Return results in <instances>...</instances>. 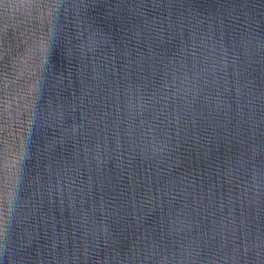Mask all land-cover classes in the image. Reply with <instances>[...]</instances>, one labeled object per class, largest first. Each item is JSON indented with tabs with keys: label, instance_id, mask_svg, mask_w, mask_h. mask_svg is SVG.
<instances>
[{
	"label": "water",
	"instance_id": "1",
	"mask_svg": "<svg viewBox=\"0 0 264 264\" xmlns=\"http://www.w3.org/2000/svg\"><path fill=\"white\" fill-rule=\"evenodd\" d=\"M0 264H264V0H0Z\"/></svg>",
	"mask_w": 264,
	"mask_h": 264
}]
</instances>
